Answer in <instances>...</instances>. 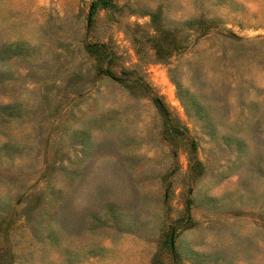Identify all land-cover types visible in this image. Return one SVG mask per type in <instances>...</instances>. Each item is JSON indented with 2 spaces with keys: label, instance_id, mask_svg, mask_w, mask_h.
<instances>
[{
  "label": "rangeland",
  "instance_id": "374dc122",
  "mask_svg": "<svg viewBox=\"0 0 264 264\" xmlns=\"http://www.w3.org/2000/svg\"><path fill=\"white\" fill-rule=\"evenodd\" d=\"M0 264H264V0H0Z\"/></svg>",
  "mask_w": 264,
  "mask_h": 264
}]
</instances>
